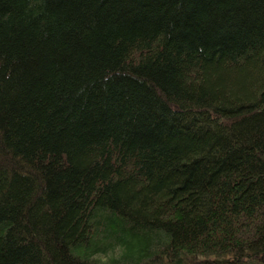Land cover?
<instances>
[{"label": "trees", "instance_id": "1", "mask_svg": "<svg viewBox=\"0 0 264 264\" xmlns=\"http://www.w3.org/2000/svg\"><path fill=\"white\" fill-rule=\"evenodd\" d=\"M0 264H264V0H0Z\"/></svg>", "mask_w": 264, "mask_h": 264}]
</instances>
